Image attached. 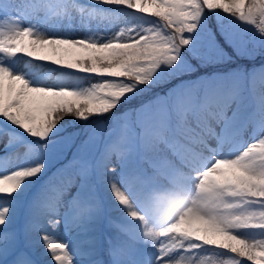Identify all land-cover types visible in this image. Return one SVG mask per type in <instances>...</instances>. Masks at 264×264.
<instances>
[{"label":"snow or ice","instance_id":"obj_1","mask_svg":"<svg viewBox=\"0 0 264 264\" xmlns=\"http://www.w3.org/2000/svg\"><path fill=\"white\" fill-rule=\"evenodd\" d=\"M0 264H264V0H0Z\"/></svg>","mask_w":264,"mask_h":264},{"label":"rangeland","instance_id":"obj_2","mask_svg":"<svg viewBox=\"0 0 264 264\" xmlns=\"http://www.w3.org/2000/svg\"><path fill=\"white\" fill-rule=\"evenodd\" d=\"M4 2H7V0ZM44 3H49L52 5H55L57 0H43ZM46 13V10H42V15H44ZM241 24L242 27H248L246 24H243L242 22H238ZM257 23H259V18L257 17ZM253 28H255L256 26L253 25ZM230 51V50H229ZM20 63L17 65V67H19L20 69H24V64H23V60L24 58H19ZM237 63L240 64H247V61H237ZM260 61H257L256 64L257 66H259ZM45 64H47V62H42L41 67L35 68L33 69V71H35L38 75L43 71V68L46 66ZM235 65H233L234 67ZM222 69L218 68V67H207V68H200L199 71L195 72V73H189V74H184L181 77L178 78H173V80H165L164 82H162L161 84H159L158 86L154 87L156 91H158L159 93H152L153 90L149 93H146L144 95H150L148 97H144V95L140 98H137L135 100H132L128 105H126L124 108L120 109V112L123 113L126 110H131L130 111V119L131 120H135L136 119V112L135 110L138 109L141 105L143 104H148L152 101H155L157 98V95L159 96H165L164 94L167 95L172 92L175 93L176 90L181 89L183 87L184 84L186 83H190L193 82L197 79V77H201V76H206L208 75V73H212L214 71H220ZM52 82H55L56 77L52 76L51 78ZM164 90H167L166 92H164ZM151 93V94H150ZM258 131V129H257ZM253 130H251L250 133H252ZM256 136H259V131L256 134ZM247 139V136H246ZM5 168H9L10 165H8L7 162H4L3 165ZM114 215H118V213H114Z\"/></svg>","mask_w":264,"mask_h":264},{"label":"bare ground","instance_id":"obj_3","mask_svg":"<svg viewBox=\"0 0 264 264\" xmlns=\"http://www.w3.org/2000/svg\"><path fill=\"white\" fill-rule=\"evenodd\" d=\"M246 133H247V135H243V139H245L246 138V136L248 137V131H246ZM252 137V136H251Z\"/></svg>","mask_w":264,"mask_h":264}]
</instances>
